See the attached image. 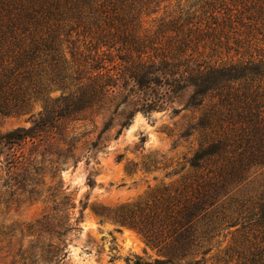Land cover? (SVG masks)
<instances>
[{
    "label": "trees",
    "instance_id": "trees-1",
    "mask_svg": "<svg viewBox=\"0 0 264 264\" xmlns=\"http://www.w3.org/2000/svg\"><path fill=\"white\" fill-rule=\"evenodd\" d=\"M73 79L95 92L131 82L149 96L191 87L189 104L201 107L205 136L190 160L201 170L107 214L141 234L154 264H205L230 228L210 264H264V191L253 204L230 197L264 167V0H0V115L42 111L31 129L0 134L10 167L30 168L14 146L52 128L42 117L73 104ZM42 225H28L37 235L13 264L67 256L61 230Z\"/></svg>",
    "mask_w": 264,
    "mask_h": 264
},
{
    "label": "rangeland",
    "instance_id": "rangeland-1",
    "mask_svg": "<svg viewBox=\"0 0 264 264\" xmlns=\"http://www.w3.org/2000/svg\"><path fill=\"white\" fill-rule=\"evenodd\" d=\"M162 6L145 19L159 17ZM161 89L149 96L128 82L95 92L73 79V104L59 102L42 117L52 128L14 146L13 152L29 158L28 170L10 167L12 149L0 145V264H13L19 249L29 246L37 233L26 230L36 221L42 230H61L67 256L58 264H154L158 255L141 234L107 214L201 170L190 165L205 136L197 128L201 107L189 104L192 88L166 94ZM59 94L54 90L49 96ZM41 112L36 103L23 114L0 115V134L31 129ZM250 173L230 197L257 201L264 191V167ZM232 229L221 231L203 257L205 264L227 245Z\"/></svg>",
    "mask_w": 264,
    "mask_h": 264
}]
</instances>
